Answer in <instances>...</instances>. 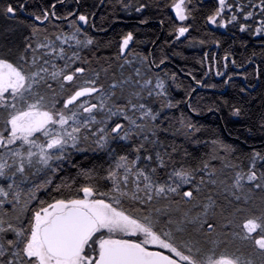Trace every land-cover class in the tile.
I'll return each mask as SVG.
<instances>
[{
	"label": "trees",
	"instance_id": "1",
	"mask_svg": "<svg viewBox=\"0 0 264 264\" xmlns=\"http://www.w3.org/2000/svg\"><path fill=\"white\" fill-rule=\"evenodd\" d=\"M175 2L0 0V61L29 77L65 70L40 85L53 111L83 123L90 99L95 112L47 166L26 144L9 161L18 171L6 173L14 186L0 181V264H35L25 253L34 215L89 190L109 202L119 193L116 206L183 259L264 264V0H185L184 32ZM92 86L115 114L91 97L68 104ZM141 106L151 116L134 122ZM10 111L0 104L5 136ZM99 239L86 244L93 260Z\"/></svg>",
	"mask_w": 264,
	"mask_h": 264
},
{
	"label": "rangeland",
	"instance_id": "2",
	"mask_svg": "<svg viewBox=\"0 0 264 264\" xmlns=\"http://www.w3.org/2000/svg\"><path fill=\"white\" fill-rule=\"evenodd\" d=\"M172 10L175 17L183 22L184 32V23L187 19L186 2L184 0H176ZM222 23L223 20L220 17H216L212 21L214 26L221 25ZM66 43L74 45L75 42L73 41V37H67L61 41V44ZM47 47L49 49L54 48L49 44L44 46L46 49ZM57 53L58 56L64 55L62 50H59ZM67 68V66L64 67V69ZM64 71L65 70L53 67L48 77H42L44 74L29 77L13 64L0 61V104L4 103L7 107L11 108L6 121L9 123L7 126V128L9 127V130L7 129L9 135L5 136L4 132L0 133V147H5L7 150L4 161L0 162V181L6 179L11 187L14 186V183H12L11 177L6 176V173L10 172L11 169L14 172L18 170L15 171L13 166H10L9 161L21 154L25 144L31 145L33 150L29 159L38 163L39 167L44 165L47 166L50 159L54 157V154L61 153L63 149L73 146L74 142H72V137L74 138L77 136L80 131L79 129L82 128L83 125L87 126L95 121V112H92L90 105H88L90 99L83 102V106H85L84 113L87 115L82 119L83 123L78 114L76 116H67L62 111H53V108H56V106L53 105L54 102L48 98L44 89H40V85L44 80L47 81V79V86L58 81L61 83L65 77L63 76L65 73ZM86 97H91V99L99 101L100 112L105 111L115 114L113 111H107V106L110 101L106 93L95 86L85 87L77 91L68 101V104L85 99ZM15 101H23V104L21 107H17ZM144 107L145 106H141L137 110L141 114L134 122H138L143 116H151L149 111L144 109ZM119 114L121 118L125 117L128 119L124 110L119 111ZM24 166L25 162L22 168H24ZM29 170L31 169L29 168ZM120 196L119 193L114 194L111 198L112 201L109 202L105 199L95 197L91 191H88L83 199L69 202H56L42 209L40 212H37L33 217L31 235L25 245L27 257L34 258L36 260L35 264H92L95 254H93L92 250L87 256L85 253L86 246L84 249L85 255L82 254L74 259L66 260L50 255L41 239L40 230L42 226L47 224L55 214L75 206L89 209L94 213L99 223L95 235L100 236L99 242L101 244L106 240L137 243L143 248L155 247L165 250L175 257L178 264H185L184 262L199 264L193 259H183L178 251L162 240L159 235L119 209L116 204L120 201ZM4 198L5 196L3 199ZM256 228L255 224L250 223L247 225V229L251 232L255 231ZM258 243L261 247L264 246V241H259ZM0 252H2L1 249ZM213 264L237 263L230 258H222Z\"/></svg>",
	"mask_w": 264,
	"mask_h": 264
},
{
	"label": "water",
	"instance_id": "3",
	"mask_svg": "<svg viewBox=\"0 0 264 264\" xmlns=\"http://www.w3.org/2000/svg\"><path fill=\"white\" fill-rule=\"evenodd\" d=\"M201 85L198 84V88ZM96 218L86 209L70 207L55 215L41 230L42 241L54 257L73 259L82 253L85 243L98 228ZM95 264H175L173 258L158 250L140 245L108 241Z\"/></svg>",
	"mask_w": 264,
	"mask_h": 264
}]
</instances>
